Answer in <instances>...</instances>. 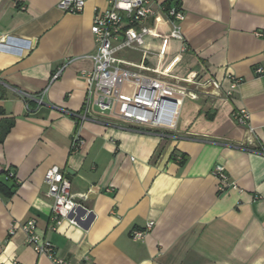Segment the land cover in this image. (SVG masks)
<instances>
[{"label": "crops", "instance_id": "1", "mask_svg": "<svg viewBox=\"0 0 264 264\" xmlns=\"http://www.w3.org/2000/svg\"><path fill=\"white\" fill-rule=\"evenodd\" d=\"M58 2L0 0V180L16 184L0 192V264H56L28 242L30 219L74 264H264V0H152L144 50L121 56L170 80L200 79L186 82L200 98L184 99L173 130L138 129L95 105L79 121L81 74L98 49L91 25L109 2L86 0L75 13ZM172 4L186 12L182 37L162 9ZM230 76L243 81L226 99ZM27 96L42 98L32 112ZM242 108L251 129L232 116ZM217 164L236 187L218 190ZM54 165L85 194L57 228L45 182Z\"/></svg>", "mask_w": 264, "mask_h": 264}, {"label": "built area", "instance_id": "2", "mask_svg": "<svg viewBox=\"0 0 264 264\" xmlns=\"http://www.w3.org/2000/svg\"><path fill=\"white\" fill-rule=\"evenodd\" d=\"M108 2V8L105 10L96 9L91 25L98 49L93 55L94 67L81 74L87 85V97L84 109L77 114L79 121L89 119L91 105H95L100 112L117 115L138 129H176L184 99L200 97L199 92L192 91L186 86V82L197 83V76L192 75L182 81L170 80L166 72H156L146 64L123 58L121 52L124 50H144L145 36L150 33L147 20L156 15L157 10L153 7L152 0ZM85 5L86 0L58 2L60 9L74 13L83 11ZM162 9L171 20V34L182 37V22L186 19V12L178 4ZM263 71L262 68H257V72ZM153 72L157 75H153ZM61 73L60 68L52 75L51 80L59 78ZM242 81L241 77L230 76V87L225 91L224 98H231ZM208 84L213 85L215 89L221 88L220 82L213 78L208 80ZM28 98L34 99L33 96H27ZM29 99L26 101L28 111L31 109ZM35 100L39 107L42 98ZM232 116L239 124L250 127V114L245 108L234 109ZM80 141L79 136L75 135L74 148ZM214 174L218 178L220 192L236 187V182L231 180L223 164L215 166ZM45 182L48 185V196L53 200L52 227L57 228L62 220L70 217L80 204V199H85V194L72 190L71 180L58 165L47 170ZM71 220L74 221V218ZM153 226L154 221H150L145 228L134 229L132 238L136 240L144 238ZM17 227V224L12 225L9 234H14ZM22 227L27 232L28 242L36 252L47 254L56 264H74L60 256L54 244L40 234L35 219L27 220Z\"/></svg>", "mask_w": 264, "mask_h": 264}, {"label": "trees", "instance_id": "3", "mask_svg": "<svg viewBox=\"0 0 264 264\" xmlns=\"http://www.w3.org/2000/svg\"><path fill=\"white\" fill-rule=\"evenodd\" d=\"M32 103L33 101H29V105L31 109L28 112H32L35 108H37V103H35L34 105ZM170 157L173 159L174 158L173 154ZM12 176H14V174H12ZM8 177H10L9 174H8ZM15 187H16V184L9 185L3 182L2 180H0V192H2L6 196L12 195V193L15 190Z\"/></svg>", "mask_w": 264, "mask_h": 264}, {"label": "rangeland", "instance_id": "4", "mask_svg": "<svg viewBox=\"0 0 264 264\" xmlns=\"http://www.w3.org/2000/svg\"><path fill=\"white\" fill-rule=\"evenodd\" d=\"M153 75H157V74H153ZM197 78V80H198V82L197 83H194L195 85H199V86H201V81H200V79H198V77H196ZM213 79H215V78H213ZM217 80V79H216ZM219 81V80H218ZM220 82V81H219ZM229 82H230V77H229ZM231 83V82H230ZM230 83H229V87H230ZM220 84H221V86H222V83L220 82ZM211 85V84H210ZM213 86V85H212ZM215 88V87H214ZM229 89V88H228ZM200 98V97H199ZM198 98V99H199ZM183 106V105H182ZM182 110V109H181Z\"/></svg>", "mask_w": 264, "mask_h": 264}]
</instances>
